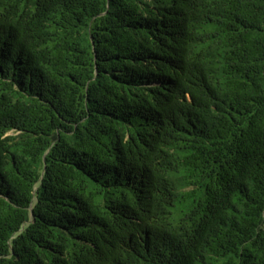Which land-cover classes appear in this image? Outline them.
<instances>
[{
  "label": "trees",
  "instance_id": "trees-1",
  "mask_svg": "<svg viewBox=\"0 0 264 264\" xmlns=\"http://www.w3.org/2000/svg\"><path fill=\"white\" fill-rule=\"evenodd\" d=\"M0 264H264V0H0Z\"/></svg>",
  "mask_w": 264,
  "mask_h": 264
}]
</instances>
